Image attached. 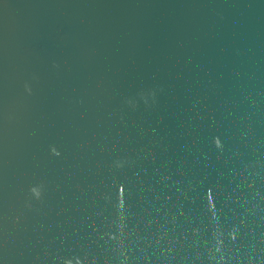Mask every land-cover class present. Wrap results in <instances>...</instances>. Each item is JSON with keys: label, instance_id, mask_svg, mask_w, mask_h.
Wrapping results in <instances>:
<instances>
[{"label": "water", "instance_id": "obj_1", "mask_svg": "<svg viewBox=\"0 0 264 264\" xmlns=\"http://www.w3.org/2000/svg\"><path fill=\"white\" fill-rule=\"evenodd\" d=\"M0 264H264V0H0Z\"/></svg>", "mask_w": 264, "mask_h": 264}]
</instances>
